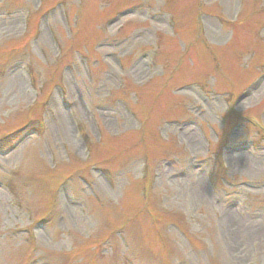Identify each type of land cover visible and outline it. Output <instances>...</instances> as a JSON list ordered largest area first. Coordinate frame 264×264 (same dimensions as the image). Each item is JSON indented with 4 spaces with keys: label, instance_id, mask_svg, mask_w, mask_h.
<instances>
[{
    "label": "rangeland",
    "instance_id": "374dc122",
    "mask_svg": "<svg viewBox=\"0 0 264 264\" xmlns=\"http://www.w3.org/2000/svg\"><path fill=\"white\" fill-rule=\"evenodd\" d=\"M253 119L264 0H0V264H264Z\"/></svg>",
    "mask_w": 264,
    "mask_h": 264
},
{
    "label": "trees",
    "instance_id": "16d2710c",
    "mask_svg": "<svg viewBox=\"0 0 264 264\" xmlns=\"http://www.w3.org/2000/svg\"><path fill=\"white\" fill-rule=\"evenodd\" d=\"M25 47V46H24ZM24 50H25V48H24ZM16 52H17V50H16ZM13 61V60H12ZM12 61H9V62H12ZM34 73H37V70H36V68H35V70H34Z\"/></svg>",
    "mask_w": 264,
    "mask_h": 264
}]
</instances>
